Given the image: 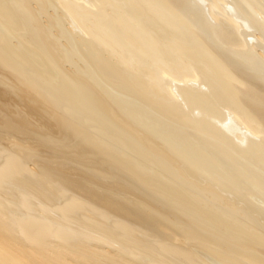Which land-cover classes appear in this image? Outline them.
<instances>
[{"label": "bare ground", "instance_id": "obj_1", "mask_svg": "<svg viewBox=\"0 0 264 264\" xmlns=\"http://www.w3.org/2000/svg\"><path fill=\"white\" fill-rule=\"evenodd\" d=\"M0 264H264V0H0Z\"/></svg>", "mask_w": 264, "mask_h": 264}, {"label": "rangeland", "instance_id": "obj_2", "mask_svg": "<svg viewBox=\"0 0 264 264\" xmlns=\"http://www.w3.org/2000/svg\"><path fill=\"white\" fill-rule=\"evenodd\" d=\"M43 19H46V17H43ZM74 60H75V62L78 64V66L81 65V64L83 63L82 61H78V58H73L72 61H74ZM75 62H72V63H74V64H70V66H71V67H74V66L76 65ZM67 65H69V63H67ZM82 65H83V64H82ZM82 65H81V66H82ZM68 67H69V66H68Z\"/></svg>", "mask_w": 264, "mask_h": 264}]
</instances>
